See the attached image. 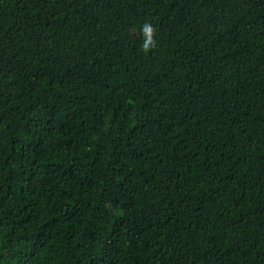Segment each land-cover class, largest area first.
Listing matches in <instances>:
<instances>
[{
    "label": "trees",
    "instance_id": "trees-1",
    "mask_svg": "<svg viewBox=\"0 0 264 264\" xmlns=\"http://www.w3.org/2000/svg\"><path fill=\"white\" fill-rule=\"evenodd\" d=\"M0 264H264V0H0Z\"/></svg>",
    "mask_w": 264,
    "mask_h": 264
},
{
    "label": "clouds",
    "instance_id": "clouds-1",
    "mask_svg": "<svg viewBox=\"0 0 264 264\" xmlns=\"http://www.w3.org/2000/svg\"><path fill=\"white\" fill-rule=\"evenodd\" d=\"M146 39H144L142 43V47L144 50H148L150 47H153L155 45V39H154V32L152 25L149 23H145L142 29Z\"/></svg>",
    "mask_w": 264,
    "mask_h": 264
}]
</instances>
